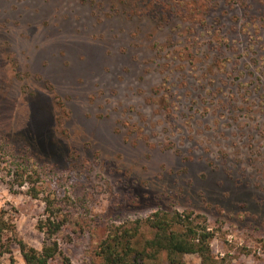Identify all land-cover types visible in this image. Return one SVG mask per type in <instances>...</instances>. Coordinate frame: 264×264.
<instances>
[{
    "label": "rangeland",
    "instance_id": "rangeland-1",
    "mask_svg": "<svg viewBox=\"0 0 264 264\" xmlns=\"http://www.w3.org/2000/svg\"><path fill=\"white\" fill-rule=\"evenodd\" d=\"M170 8L0 0V264L41 249L53 196L54 264L158 210L200 216L223 264H264V0Z\"/></svg>",
    "mask_w": 264,
    "mask_h": 264
},
{
    "label": "trees",
    "instance_id": "trees-1",
    "mask_svg": "<svg viewBox=\"0 0 264 264\" xmlns=\"http://www.w3.org/2000/svg\"><path fill=\"white\" fill-rule=\"evenodd\" d=\"M154 1L162 7L170 6V11L174 10L173 4L177 2ZM155 16L162 18L159 13ZM15 172L19 186L28 181L24 178V167L17 165ZM37 195L34 192L33 197ZM44 203L45 218L39 226L45 235L41 249L17 241L24 264H54L59 259L65 260L59 243L64 222L58 220L59 208L55 206V197L45 198ZM5 226L0 221V257L9 253V243L6 246L2 244ZM214 237L215 232L192 212L158 210L146 218L108 227L105 237L95 247L91 264H186V255L197 256L199 264H223L225 258L218 260L212 253Z\"/></svg>",
    "mask_w": 264,
    "mask_h": 264
}]
</instances>
